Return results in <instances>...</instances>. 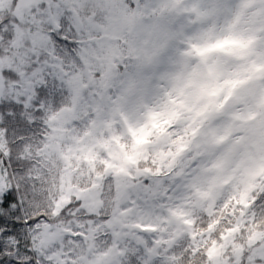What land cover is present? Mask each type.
I'll return each instance as SVG.
<instances>
[{
  "label": "snow or ice",
  "instance_id": "obj_1",
  "mask_svg": "<svg viewBox=\"0 0 264 264\" xmlns=\"http://www.w3.org/2000/svg\"><path fill=\"white\" fill-rule=\"evenodd\" d=\"M157 13L163 73L113 97L134 14L0 0V264H264V0ZM86 21L77 71L60 46Z\"/></svg>",
  "mask_w": 264,
  "mask_h": 264
},
{
  "label": "rangeland",
  "instance_id": "obj_2",
  "mask_svg": "<svg viewBox=\"0 0 264 264\" xmlns=\"http://www.w3.org/2000/svg\"><path fill=\"white\" fill-rule=\"evenodd\" d=\"M98 2L107 7L115 8L122 14L127 13L129 16L133 14L135 15V22L130 24L128 28V39L131 47L141 56L140 62L130 58L123 60L121 64L124 67L126 66L127 70L121 72L123 73L121 76L119 75L118 67L113 69L110 95L115 97V89L120 95L124 87H127L130 90H136L140 87L142 89H149L155 80L163 73L168 58L171 55V52L169 51L162 54L161 57H158L152 51V43L155 39L153 28L159 27L161 29H168L174 27L176 18L172 16L161 17L158 13L155 15L153 14L154 9H159L161 7L163 0H131L132 7L126 6L123 3H111L106 0H98ZM100 22L103 23V18H100ZM88 27L87 21L80 26V28ZM80 28L77 31L79 34ZM92 30L96 32L98 31L95 28H92ZM89 34L90 33H86L87 37ZM100 37L103 38L102 33L100 34ZM77 40L80 43V40ZM89 47H91V45H89ZM65 48L66 47H64V53ZM83 49L85 52L86 49ZM125 52L127 54V50H125ZM69 56H71V52H69ZM86 70L88 69L85 67V71Z\"/></svg>",
  "mask_w": 264,
  "mask_h": 264
},
{
  "label": "trees",
  "instance_id": "obj_3",
  "mask_svg": "<svg viewBox=\"0 0 264 264\" xmlns=\"http://www.w3.org/2000/svg\"><path fill=\"white\" fill-rule=\"evenodd\" d=\"M106 1H109L111 3H118V4L123 3L126 6L132 7L131 0H106ZM72 27L75 28L74 26H72ZM90 32L92 34H95L96 31H93L92 28L90 29L89 27L88 28H80V34H79L77 31H68V27L66 26L65 31L62 35V38H67L70 43H73L75 45V47H73L72 49H68L66 47L65 53L64 52L63 53H64V56L67 57V60L70 64H72V65L76 64L73 66L76 68L77 71H85V68H81L83 61L81 60L80 64H79L76 62V60H77V58H80L82 53L84 52V49H83L84 43L83 42L86 41L88 38L86 33H90ZM77 39L80 40V43ZM60 47H61L62 51H64L65 46H60ZM69 52H71V56H69ZM73 54H74V56H73ZM73 62H75V63H73ZM118 70H119V75L121 76L123 74L121 72H124L127 69H126V66L124 67L120 63L118 66ZM55 91H56V96H55V100H54L55 106L59 107L62 104H65L69 101L70 93H69V90H68L66 83H61L58 81L55 84ZM114 91H115V97L118 96L119 92L116 89Z\"/></svg>",
  "mask_w": 264,
  "mask_h": 264
}]
</instances>
